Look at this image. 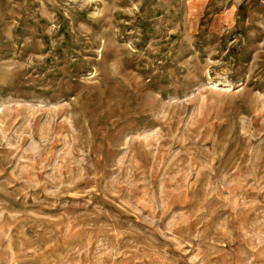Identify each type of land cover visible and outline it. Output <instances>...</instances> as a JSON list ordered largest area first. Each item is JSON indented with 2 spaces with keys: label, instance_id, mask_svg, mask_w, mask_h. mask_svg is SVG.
<instances>
[{
  "label": "rangeland",
  "instance_id": "obj_1",
  "mask_svg": "<svg viewBox=\"0 0 264 264\" xmlns=\"http://www.w3.org/2000/svg\"><path fill=\"white\" fill-rule=\"evenodd\" d=\"M0 264H264V0H0Z\"/></svg>",
  "mask_w": 264,
  "mask_h": 264
}]
</instances>
